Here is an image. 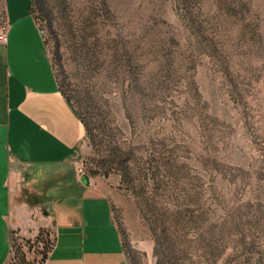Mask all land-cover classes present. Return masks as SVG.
I'll return each instance as SVG.
<instances>
[{
    "label": "rangeland",
    "instance_id": "obj_1",
    "mask_svg": "<svg viewBox=\"0 0 264 264\" xmlns=\"http://www.w3.org/2000/svg\"><path fill=\"white\" fill-rule=\"evenodd\" d=\"M31 5L126 263L264 264V0ZM53 236L10 231L8 264Z\"/></svg>",
    "mask_w": 264,
    "mask_h": 264
},
{
    "label": "crops",
    "instance_id": "obj_2",
    "mask_svg": "<svg viewBox=\"0 0 264 264\" xmlns=\"http://www.w3.org/2000/svg\"><path fill=\"white\" fill-rule=\"evenodd\" d=\"M4 4L0 264L9 262L10 231L33 235L47 227L54 244L42 264H127L106 183L89 177L85 185L77 172L85 128L59 90L31 0Z\"/></svg>",
    "mask_w": 264,
    "mask_h": 264
},
{
    "label": "trees",
    "instance_id": "obj_3",
    "mask_svg": "<svg viewBox=\"0 0 264 264\" xmlns=\"http://www.w3.org/2000/svg\"><path fill=\"white\" fill-rule=\"evenodd\" d=\"M30 11H31V13H32V15L34 16V14H33V11H32V5H31V7H30ZM34 18H35V16H34ZM36 19V18H35ZM44 43H45V41H44ZM56 77V76H55ZM56 81H57V79H56ZM57 84H58V82H57ZM58 87H59V85H58ZM59 90H60V92L62 93V95L65 97V99L67 100V102L69 103V101H68V99L66 98V96L64 95V93L61 91V89H60V87H59ZM70 104V103H69ZM71 106V105H70ZM72 107V106H71ZM73 109V108H72ZM74 110V109H73ZM74 112L76 113V111L74 110ZM76 115L78 116V114L76 113ZM79 117V116H78ZM79 119L81 120V122L83 123V125H84V128L86 129V125H85V123L83 122V120L79 117ZM87 130V129H86ZM92 173L93 174H95V171H92ZM113 217V216H112ZM113 221H114V219H113ZM115 223V222H114ZM116 225V224H115ZM116 227H117V225H116ZM117 229H118V227H117ZM119 231V230H118ZM119 233H120V231H119ZM121 236V235H120ZM121 240H122V238H121ZM53 244H54V236H53V239H52V242H51V244H50V248H49V250L52 248V246H53ZM122 245H123V243H122ZM48 250V251H49ZM46 255H47V253L45 254V256H44V258H43V260H42V262L41 263H43V261H44V259L46 258Z\"/></svg>",
    "mask_w": 264,
    "mask_h": 264
},
{
    "label": "built area",
    "instance_id": "obj_4",
    "mask_svg": "<svg viewBox=\"0 0 264 264\" xmlns=\"http://www.w3.org/2000/svg\"><path fill=\"white\" fill-rule=\"evenodd\" d=\"M40 33H41V35L43 37L44 35H43V31L42 30H40ZM0 41L1 42H5L6 41V27H4V31H3L2 35H0ZM80 172H82V171L80 170ZM40 264H42V263H40Z\"/></svg>",
    "mask_w": 264,
    "mask_h": 264
},
{
    "label": "water",
    "instance_id": "obj_5",
    "mask_svg": "<svg viewBox=\"0 0 264 264\" xmlns=\"http://www.w3.org/2000/svg\"><path fill=\"white\" fill-rule=\"evenodd\" d=\"M81 181H82V183H84L85 185H88V183H89V177H88V175L82 174V175H81Z\"/></svg>",
    "mask_w": 264,
    "mask_h": 264
}]
</instances>
